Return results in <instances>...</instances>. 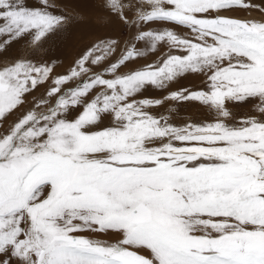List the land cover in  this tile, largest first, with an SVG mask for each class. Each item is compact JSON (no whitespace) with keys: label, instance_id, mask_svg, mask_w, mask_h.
<instances>
[{"label":"snow or ice","instance_id":"1","mask_svg":"<svg viewBox=\"0 0 264 264\" xmlns=\"http://www.w3.org/2000/svg\"><path fill=\"white\" fill-rule=\"evenodd\" d=\"M54 7L0 0V54L20 41L43 48L68 22ZM104 7L134 29L120 55L105 39L55 78L30 59L0 68V264H264V19L225 14L264 17V0ZM157 22L186 34L147 29ZM161 44L158 62L135 66ZM189 74L206 89L137 98ZM49 79L48 99L9 122ZM166 100L213 119L177 125L149 111ZM249 101L259 115L232 119L228 104Z\"/></svg>","mask_w":264,"mask_h":264},{"label":"rangeland","instance_id":"2","mask_svg":"<svg viewBox=\"0 0 264 264\" xmlns=\"http://www.w3.org/2000/svg\"><path fill=\"white\" fill-rule=\"evenodd\" d=\"M28 4L33 7L39 6L40 0H27ZM66 0H49L50 4L55 5L52 9L57 15H64L68 18V22L64 29L56 34L55 37L46 42L39 51H34L25 41L13 43L7 52L0 54V68L18 59H30L33 62H45L53 66L54 71L51 74L52 78L67 74L74 66L75 62L89 48L101 40L114 39L120 42V49L117 51V56L124 48L125 42L133 35L134 29L130 28L124 21L117 16L111 15L104 7V0H72L73 3H66ZM68 2V0H67ZM81 3V4H80ZM75 4V5H74ZM80 4V6H79ZM83 6V7H82ZM79 7V8H78ZM82 7V10L80 9ZM226 15L245 20H262L258 12L252 11H235L225 13ZM164 28H173L172 25L152 23L147 26V29L157 30ZM178 34H186L183 28H173ZM167 46L159 45L155 53H150L146 58L136 61V67H143L150 62H158L162 54H166ZM115 57H113L114 59ZM126 72V69H122ZM79 81H74L64 86L72 88ZM52 79L48 82L39 85L34 91L27 95V103L24 108L18 113L9 117V122L16 119L17 115L24 112L26 109L33 107V104L41 99H48L46 92L52 87ZM182 89L201 90L206 89L204 77L199 75H186L178 78L163 90L147 88L137 98L163 99L171 92L180 91ZM52 99V102H54ZM256 101L246 103H229L228 108L233 113L235 121H239L249 115H259L255 111L254 104ZM82 111L81 108L72 110L71 117L75 118ZM154 115H164L169 120L177 125H183L185 122H209L213 119L209 110L197 102H178L166 100L160 107L149 109ZM232 119L229 122H232ZM109 122L106 120L105 125ZM90 239L100 240L102 242H115L117 237L112 234L96 235L85 233ZM147 255V253H143Z\"/></svg>","mask_w":264,"mask_h":264},{"label":"bare ground","instance_id":"3","mask_svg":"<svg viewBox=\"0 0 264 264\" xmlns=\"http://www.w3.org/2000/svg\"><path fill=\"white\" fill-rule=\"evenodd\" d=\"M64 1H65V0H63V2H64ZM68 2L73 3L72 0H68ZM68 2H67V0H66L65 4L68 3ZM80 4H81V3H80ZM80 4H79V6H80ZM82 7H83V6H82ZM82 7L80 8L81 10H82ZM78 8H79V7H78Z\"/></svg>","mask_w":264,"mask_h":264},{"label":"crops","instance_id":"4","mask_svg":"<svg viewBox=\"0 0 264 264\" xmlns=\"http://www.w3.org/2000/svg\"><path fill=\"white\" fill-rule=\"evenodd\" d=\"M68 3H70V2H68ZM75 5V4H74ZM53 12H54V10H53ZM55 13V12H54Z\"/></svg>","mask_w":264,"mask_h":264}]
</instances>
